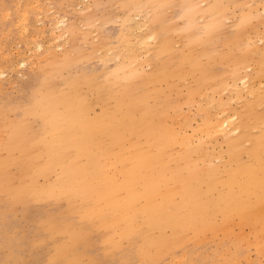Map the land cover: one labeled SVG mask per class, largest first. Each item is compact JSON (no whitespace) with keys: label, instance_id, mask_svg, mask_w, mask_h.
Masks as SVG:
<instances>
[{"label":"bare ground","instance_id":"6f19581e","mask_svg":"<svg viewBox=\"0 0 264 264\" xmlns=\"http://www.w3.org/2000/svg\"><path fill=\"white\" fill-rule=\"evenodd\" d=\"M201 1L183 0L177 7L173 3L169 4L175 16L182 17L188 24V28L183 30L189 47L183 64L188 74L194 77L195 91L199 90L204 78L209 77L215 81L214 85L208 84V87L214 86L212 90L214 94L216 92V98L221 97L222 92L231 96L229 99L225 97L224 104L217 107L218 102L213 98L200 94L203 99L204 96L207 98L202 101H212L207 108L204 106L206 109L203 104L199 107L209 109L201 126L205 130H199L201 136L196 129L188 132L191 120L186 119L180 123L178 118L181 111L177 105L167 101L168 91L175 85L173 80L182 78L181 64L176 69L166 54L159 50V65L155 67L148 63L151 72L140 81H129L114 104L104 105L99 115H92L94 103L85 99L83 90L87 87L95 89L100 83L97 84L94 75L85 73L70 80L69 95L65 92H59L58 95V91L56 93L51 85L46 88L49 111L59 115L55 117V123L44 138L37 134L43 126H39L34 115L9 119L6 125L1 122L0 193H10L20 204L36 201L35 197L27 195L22 179L29 173L28 165L38 157L45 156L48 162L45 174L57 168L61 171L59 182L45 191L46 197L54 201L59 196L80 199L84 216L105 226L108 241L113 242L118 250L123 248L125 260L132 258L131 253L141 248L145 264H156L167 255L174 257L176 249L186 237L199 240L209 231L218 228V217L229 226L253 223L251 227L256 231V236L264 234V48H255L257 67L253 68L256 71L252 75L249 70L251 66L248 65L252 54L247 47L246 52H243L240 42L244 27L235 22L226 26L220 23L221 17L228 11L227 4L232 0H227V3L224 0H203L208 4L206 7H201ZM161 2L167 3L164 0H127L126 8L148 6L151 10L149 21H145L143 27L139 28L142 33L145 31V35L142 37V34L141 39L127 40V46L124 41L122 46L126 47L120 51L106 48V53L111 56L115 54V58L116 55L117 58L120 56L121 60L125 57L129 68L137 67V57L151 53L153 45L159 46V41L168 39L170 34L166 36V33L169 27L161 22L160 17L164 14L159 10ZM28 4V7L31 6V2ZM259 6L264 9V3ZM258 7L250 5L248 14L256 17L253 14ZM25 12L23 14L27 16ZM199 15L207 22L202 26L190 25ZM22 18L25 21L28 16ZM130 19L125 17L124 23ZM63 22L59 21L57 27L63 26ZM26 23L21 26H26ZM131 28L129 26L128 30ZM224 28L227 30L224 35H218ZM128 33L134 35L130 31ZM258 39L252 40V43L257 45ZM216 41L222 42L225 47L220 56L210 51ZM38 48L41 50L42 46ZM202 56H207L205 63L200 60ZM103 59L104 63L109 61H105V57ZM224 60H232V69L223 63ZM218 62L223 64L220 69ZM163 83L167 84L166 88L161 87ZM147 85L149 90L145 88ZM101 92L96 99L99 98L98 103L105 104L107 99ZM193 92L190 88V97ZM243 92L253 95V99L245 100ZM233 95L237 105L242 102V109L238 112L230 102ZM199 99L198 102L201 101ZM192 100L195 101L194 98ZM171 108L173 113L170 112ZM33 123H36V127ZM214 142L225 145V151L211 150L209 146ZM17 150L24 153L15 161L13 155ZM3 152H6L7 157H2ZM226 155V164H215L217 159ZM92 199L98 200L97 208L91 207ZM70 210L75 211L77 208L71 205ZM51 219L55 233L66 231L72 238L52 263L57 264L61 260L67 264L82 263L83 254L78 245L90 242L87 228L71 218L64 226L58 224L56 216ZM116 234L118 239L115 238ZM108 250L115 252L111 247Z\"/></svg>","mask_w":264,"mask_h":264},{"label":"rangeland","instance_id":"374dc122","mask_svg":"<svg viewBox=\"0 0 264 264\" xmlns=\"http://www.w3.org/2000/svg\"><path fill=\"white\" fill-rule=\"evenodd\" d=\"M18 1L20 0H0V72L2 71L4 75H0V123L2 122V125H6V121L9 119H23L34 115L39 126H43L36 133L44 138L55 123V117L59 115L49 111L48 101L45 97L46 88L51 85L56 93L58 91V95H60L59 92H65L69 95L68 83L70 80L77 79L85 73L94 75L98 81L97 84L100 83L95 89L87 87L83 90L85 99L90 103H94L95 108L92 115H99L104 105L112 106L114 104L120 91L129 81L133 79L140 81L146 74L151 72L148 63L155 67L159 65L157 60L159 50L166 54L171 65L176 69H178V64H181L182 78L173 80L175 85L173 84L168 91L167 101L171 105H177L181 111V116L183 114V117L178 118L180 123L186 119L191 120L189 133L196 129L201 136L199 130H205L204 128L201 129V126L207 118L209 109L204 110L199 107L203 104V107L207 108L212 101H202L203 97L201 96L207 95V98H213L215 102H218L217 107H220L221 103L226 101L225 97L228 99L231 97L226 92L227 96L224 92H222L223 94L219 92L223 98H216V92L214 94L212 90L214 86L208 87V84L214 85L215 81L209 77H205L199 90L195 91L194 77L188 74L183 64L189 49L183 30L186 27L188 28V24L182 17L175 16V11L171 9L172 5H169L173 3L177 7L183 0H164L167 3H159L160 12H164L160 15L161 22L168 25L166 36L170 34L169 38L157 41L159 46L156 42L158 47L153 45L154 48L151 53L137 57V67L131 66V68H129V63L125 57L122 58V61L120 56L117 58L116 55V60L115 54L111 56L106 52L114 48L120 51L127 46V40L141 39L142 34V37H144L145 31L142 33L139 28H142L144 23L150 19L152 12L148 6L146 8H142L143 6L126 8L125 3L127 0H28L29 3L31 2V6L28 7L27 0ZM202 1L201 7H206L207 2ZM224 2L227 3V0H224ZM262 3H264V0H232L231 3L227 4L228 11L220 19V23L223 24L221 26L231 25L235 22V24L244 27V35L241 37L240 42L243 52H246L247 47L252 54L251 61L248 63L252 67H250L251 69L257 67V61L254 59L256 57L255 48H264V9L259 6ZM250 5L259 6L253 14L256 17H251L252 14H248ZM21 11L24 14L27 11V20L23 21L22 17L26 19L27 16ZM19 17L24 23L27 21L25 28L21 26L24 23ZM125 17L129 19L132 17L133 19L131 18L130 21L124 23ZM122 20L123 22H120ZM59 21H64L63 26L57 27ZM206 22L207 20L199 15L190 25L202 26ZM129 26H132V30H128ZM26 27L28 28L26 29ZM133 27L135 28L133 29ZM197 28L200 30L199 27ZM225 30L226 28L221 29L218 35H224L227 31ZM129 31L134 35L130 36ZM203 37L206 38V35H203ZM255 38H259L256 41L257 45L252 43ZM260 38H263V40ZM124 41L126 46H122ZM214 44L210 51H214L220 56L225 51L224 44L220 41H216ZM37 45H41L42 49L39 50ZM171 45L175 47H171ZM106 48L109 49L106 51ZM104 53L110 55L108 56L110 58ZM103 57L105 59L107 57L108 59L105 61H109L104 63ZM57 58H60V60L56 61ZM200 60L205 63L207 56H202ZM231 62L232 60H224L223 63H226V66L232 69L233 63ZM219 63L217 65L220 69L223 64ZM31 64L34 66H31ZM212 64L216 63L212 62ZM3 67L4 69H2ZM54 68L55 70H53ZM250 68V72L252 71L251 73L254 75L256 69L251 70ZM241 74L244 75V72ZM161 87L166 88L167 84L163 83ZM145 88L149 90L148 85ZM190 88L194 91L191 97L189 96ZM201 90L208 93H201ZM100 92L107 99L105 104L98 103L99 98L96 99ZM200 94L203 95L200 96ZM242 96L245 100L253 99V95L249 96L247 92H243ZM233 97L235 98V95L232 96L233 100L230 102L238 112L242 109L240 107L242 102L237 105ZM193 98L195 101L192 100ZM197 98L201 101L198 102ZM207 98L205 99L204 96L205 100ZM205 103L206 105H204ZM170 112L173 113L172 108ZM33 126L36 127V123H33ZM209 147L215 152H224L226 149L225 145L216 142ZM19 151H15V155H13L15 161L19 160L24 153V151H20L22 153ZM1 155L7 157L6 152L1 153ZM227 162L228 157L226 155L217 159L215 164L223 166ZM47 165L48 162L45 156L38 157L36 161L28 165L27 171L29 173L22 179V185L27 195L30 198L35 197L36 201L20 204L10 193H0V264H53L52 261L55 256L63 246L72 241V238L71 234L66 231L54 232L52 216L57 217L60 226H64L71 218V220L87 228L90 242H82L78 245L80 253L83 254V261L80 264H145L141 248H137L131 253L132 258L125 260L123 248L118 250L119 248H115L113 242L108 241L105 226L90 217L84 216L80 199L73 196L58 197L57 195L58 199L54 201L46 197L45 191H48L47 189H50L54 183H58L61 177L59 168L50 174H45ZM91 203L93 208H97L99 205L96 199H92ZM71 205L76 207L77 210L71 211ZM218 222V228L209 231L206 236L199 240L186 237L183 244L176 249L174 257L167 255L163 261L156 264H264V234L259 233L256 236V231L251 227L253 223L242 226H229L220 217H218ZM257 226H260V224ZM115 238L118 239L117 234ZM109 247L115 252L109 251ZM185 254L186 257L184 258ZM57 264L67 263L61 260Z\"/></svg>","mask_w":264,"mask_h":264}]
</instances>
